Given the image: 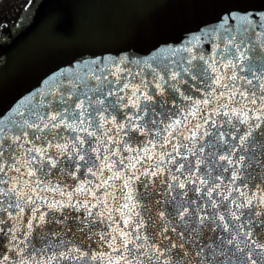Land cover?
I'll use <instances>...</instances> for the list:
<instances>
[{"label": "snow or ice", "instance_id": "snow-or-ice-1", "mask_svg": "<svg viewBox=\"0 0 264 264\" xmlns=\"http://www.w3.org/2000/svg\"><path fill=\"white\" fill-rule=\"evenodd\" d=\"M144 7L0 101V264H264V0Z\"/></svg>", "mask_w": 264, "mask_h": 264}, {"label": "water", "instance_id": "water-1", "mask_svg": "<svg viewBox=\"0 0 264 264\" xmlns=\"http://www.w3.org/2000/svg\"><path fill=\"white\" fill-rule=\"evenodd\" d=\"M145 2L146 0H132V6L124 22L125 33L119 36L97 32L78 35L62 25L58 18L55 24L48 23L46 30L34 39L21 60L0 75V101L7 102L14 97L19 98L26 89L30 90V86H38L36 82L41 77V73L67 60L73 53L87 52L99 55L100 49L122 48L123 45L134 46L136 49L142 48L144 43L138 38V32L144 22ZM155 13L158 17L178 21H183L186 17V10L173 2L158 7ZM187 18L195 22L203 18V15L198 10H192ZM187 26L184 22H178L174 27L161 31L159 36L179 35L180 30ZM146 54L140 52V55Z\"/></svg>", "mask_w": 264, "mask_h": 264}, {"label": "rangeland", "instance_id": "rangeland-1", "mask_svg": "<svg viewBox=\"0 0 264 264\" xmlns=\"http://www.w3.org/2000/svg\"><path fill=\"white\" fill-rule=\"evenodd\" d=\"M23 2L24 0L17 2L16 7L18 9L15 13L17 17L13 19L22 20L23 31L16 33L12 42L9 43L13 50L16 49L15 59H19L34 39L46 30V22L54 13L56 6L63 9L66 18L73 23L76 24L77 16L81 15L89 21L83 25L86 30L90 32L101 31L111 36L124 34L125 18L132 6L131 0H39L32 10L27 12L30 7H22ZM54 4L56 5L54 6ZM5 6L4 0H0V10H5ZM7 61L10 62L9 58L4 59V63Z\"/></svg>", "mask_w": 264, "mask_h": 264}, {"label": "flooded vegetation", "instance_id": "flooded-vegetation-1", "mask_svg": "<svg viewBox=\"0 0 264 264\" xmlns=\"http://www.w3.org/2000/svg\"><path fill=\"white\" fill-rule=\"evenodd\" d=\"M39 0H31V4L32 6L30 7V10L28 9L27 12L31 11L33 6L38 2ZM29 3V0H27V3L24 4V6L26 4ZM59 5V3H57ZM56 4H54L55 6ZM26 8V7H24ZM63 10L59 7H55L54 13L56 15V17L60 20V23L62 25H64L65 27L70 28L71 31H75L78 35H85L87 33H90L89 30H86L84 28V23H87L89 21H87L85 18H83L81 15H78V21L77 23H73L71 20H68L64 14ZM17 12V11H16ZM52 14V15H53ZM12 19H6V21L2 24V26L4 28H6V32H5V36L7 37V39L5 40H0V75L2 73H4L7 69L11 68L12 66H14L16 63H18L21 58L23 57V55L25 54V52H23L19 59L16 58L15 59V55L14 53L16 52V49L13 50L12 47L9 46V43L12 42V39L14 38V36L16 35V33L22 32V27H23V22L22 23H17V21L20 20H13L15 19L17 16L16 14H12L11 15ZM51 21L48 20L46 23L48 25V23H50ZM47 28V26H46ZM16 31V32H15ZM15 32V33H14ZM44 32V31H43ZM42 32V33H43ZM97 33H102L101 31H97ZM36 39V38H35ZM27 51V50H26ZM20 54V53H19ZM17 56V55H16ZM5 58H9V63L8 61L6 63H4V59Z\"/></svg>", "mask_w": 264, "mask_h": 264}, {"label": "trees", "instance_id": "trees-1", "mask_svg": "<svg viewBox=\"0 0 264 264\" xmlns=\"http://www.w3.org/2000/svg\"><path fill=\"white\" fill-rule=\"evenodd\" d=\"M18 1H22V0H4V4L5 6V10H0V19L4 20L6 18H9L11 16V13H15L16 10V4ZM27 3V0H24L23 4Z\"/></svg>", "mask_w": 264, "mask_h": 264}]
</instances>
